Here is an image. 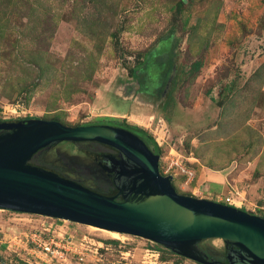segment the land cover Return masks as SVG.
<instances>
[{
	"label": "rangeland",
	"instance_id": "obj_1",
	"mask_svg": "<svg viewBox=\"0 0 264 264\" xmlns=\"http://www.w3.org/2000/svg\"><path fill=\"white\" fill-rule=\"evenodd\" d=\"M152 52L160 67L169 59L161 75L172 73L141 92L133 72ZM29 118L137 126L161 146V173L180 193L231 196L264 216V0H0V120ZM50 153L77 150L65 142ZM172 156L195 171L192 180L164 173ZM43 223L72 238L67 260H43L17 241ZM201 244L225 248L219 238ZM0 256V264H201L141 237L4 209Z\"/></svg>",
	"mask_w": 264,
	"mask_h": 264
},
{
	"label": "water",
	"instance_id": "obj_2",
	"mask_svg": "<svg viewBox=\"0 0 264 264\" xmlns=\"http://www.w3.org/2000/svg\"><path fill=\"white\" fill-rule=\"evenodd\" d=\"M65 142H96L117 151L108 158L118 192L104 194L31 163L39 152ZM160 160L143 138L123 127L69 126L43 118L2 120L0 209L141 237L201 264H264V216L180 193L174 177L161 173ZM216 238L225 242L224 260L200 247Z\"/></svg>",
	"mask_w": 264,
	"mask_h": 264
},
{
	"label": "trees",
	"instance_id": "obj_3",
	"mask_svg": "<svg viewBox=\"0 0 264 264\" xmlns=\"http://www.w3.org/2000/svg\"><path fill=\"white\" fill-rule=\"evenodd\" d=\"M163 49L161 50V52H164ZM156 58H158V54L152 52L150 54L149 60L146 61L147 63L142 67V69H140L139 71L135 70L133 72V75L137 78V80L139 81V84L141 85V92H148L146 89H144L145 86L143 87L144 83H147L146 81L161 84L163 80L165 78H166L165 80H167L169 75L172 73V67H171V69L167 70L166 73L161 75L162 71L164 70L163 67H167L169 59L167 61L165 60L163 62L164 65L160 67L161 63H158V61H155ZM154 64L155 66L153 67ZM200 65H201V62H196L194 64L196 69H199ZM152 68L153 70L157 71L155 72V76H157L155 78L153 77L154 75L150 73V70ZM52 120H56V119H52ZM119 125H122L131 131H135L137 134L141 136V138L145 140V142L152 148V150L155 153L161 156V151H162L161 146L151 136V134H149L146 130L141 129L137 126L126 124V123H122ZM87 143L89 142H81L80 144L85 145ZM68 144L71 148L74 147V143H68ZM50 152H51V149H47V150L39 152L32 158L31 163L55 170L64 176L75 179L81 182L82 184L96 191L102 192L104 194L114 195L118 192V189L114 186V184L112 183L106 184L98 180H95L93 177H91V172L87 170L86 168V165H88V167L90 168L93 167L92 163L94 162V155L90 149L88 150L86 158L82 157L83 158L82 160L81 158L77 159L75 154L68 155V157H70L71 159H68V158L63 159L61 158V156L56 155L55 159L52 160V158L50 159V157H52ZM74 158H76V160H74ZM119 199H121V197ZM112 241H114L115 243L118 242L117 240H112ZM200 247L208 253L209 251H211L213 253V256H216L217 258H220L222 260L226 258L225 248L217 250L211 246H203V244H200ZM0 261L2 262L4 261L1 256H0Z\"/></svg>",
	"mask_w": 264,
	"mask_h": 264
},
{
	"label": "built area",
	"instance_id": "obj_4",
	"mask_svg": "<svg viewBox=\"0 0 264 264\" xmlns=\"http://www.w3.org/2000/svg\"><path fill=\"white\" fill-rule=\"evenodd\" d=\"M173 170H177L179 174L185 175L188 181L195 177V171L185 165L177 156L169 158L164 173H172ZM224 202L229 205L235 204L231 196H226ZM262 208L264 209V206ZM22 234L23 236H17V241L32 244L33 248L41 253V259L46 260L48 258L51 261L67 260L70 249L69 244H73L72 238H66L65 234H56L51 225L46 226L43 223L40 227L32 228L29 231L22 232ZM80 259L83 260V257Z\"/></svg>",
	"mask_w": 264,
	"mask_h": 264
},
{
	"label": "flooded vegetation",
	"instance_id": "obj_5",
	"mask_svg": "<svg viewBox=\"0 0 264 264\" xmlns=\"http://www.w3.org/2000/svg\"><path fill=\"white\" fill-rule=\"evenodd\" d=\"M94 124H108V125H114V126L125 128L124 126L119 125L118 123H94ZM85 125H90V124H85ZM132 132L136 133L135 131H132ZM80 143H74V147H73L74 149L77 150V153H75V156L77 159H80V158L83 159L82 157L86 158V155L89 149L92 151L94 155V162L92 163L93 167L90 168L88 167V165H86L87 170L91 172V177H93L95 180H98L106 184H110V183L114 184L112 173L110 172V170L113 169L114 165L110 163L111 160L108 157H110L111 155L112 156L116 155L118 154V152L106 145L96 143V142H89L85 145H81ZM59 156H61V158L63 159H66V158L71 159L70 157H68V155L59 154ZM76 158H74V160H76ZM107 160H109V162ZM105 166H108V167H105ZM114 186L116 187L115 184ZM206 253L210 257H213V253L211 251H209V253L208 252Z\"/></svg>",
	"mask_w": 264,
	"mask_h": 264
},
{
	"label": "bare ground",
	"instance_id": "obj_6",
	"mask_svg": "<svg viewBox=\"0 0 264 264\" xmlns=\"http://www.w3.org/2000/svg\"><path fill=\"white\" fill-rule=\"evenodd\" d=\"M91 227H93V226H91ZM93 228L100 229L98 227H93ZM101 230H104V232L106 231V232L110 233L115 238H119V236H120V233H118V232L109 231V230H105V229H101Z\"/></svg>",
	"mask_w": 264,
	"mask_h": 264
}]
</instances>
